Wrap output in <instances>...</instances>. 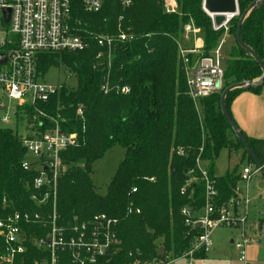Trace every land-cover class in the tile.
<instances>
[{"label":"trees","instance_id":"obj_1","mask_svg":"<svg viewBox=\"0 0 264 264\" xmlns=\"http://www.w3.org/2000/svg\"><path fill=\"white\" fill-rule=\"evenodd\" d=\"M175 1L178 11L172 13L163 10L162 0H133L126 10L109 0L99 12L81 11L78 17L87 30L115 33L117 18L122 14L124 28L134 35L130 42L116 47L109 66L105 54L96 58L101 48L94 41L82 51L42 53L38 59L41 74H46L50 67L62 65L77 80L71 89L61 85L51 98L50 108L44 107L52 114L58 112L64 116L66 123L62 128L76 132L79 142L60 152L67 169L57 181L56 210L61 224L87 221L98 213L117 218L119 250L104 264H133L137 260L158 259L166 253L180 257L188 249L196 228L184 225L179 210L191 200L180 195L176 187L184 173L194 166L202 136V158L208 160L210 170L214 169V159L221 148L236 152L241 149L242 159L253 162L234 134L228 136L227 130L232 131L219 106L225 87L256 79L261 74L258 64L235 41L238 16L229 19L226 26L236 46L225 61L221 89L200 99L198 111L187 94L184 73L178 63V38L185 24L198 28L203 41L198 57H202L209 55L225 29L212 28L210 17L202 10V0ZM252 1L237 0L239 13ZM263 23L264 3L252 10L241 24L242 40L260 58ZM107 75L108 90L104 92L103 78ZM261 85L249 89L258 91ZM122 86L129 90L122 93L116 89ZM243 89L235 88L227 93L228 112L230 99ZM77 105L81 106L82 118L75 115ZM240 131L264 164V138L250 137ZM113 145L123 150L122 159L106 191L98 194L90 172L93 164ZM177 146L187 150L184 156L174 152ZM24 156L19 136L11 129L0 128V218L16 210H39L28 198L34 174L21 168ZM236 168L217 180L220 201L232 195ZM145 177H152L153 181ZM131 187H136V191L129 194ZM202 192V185L197 184L194 197L198 204ZM4 197L8 205L3 204ZM129 200L140 209L138 214L126 215ZM25 230L28 235L43 236L47 227L41 222H29ZM156 239L161 242L156 244ZM160 246L164 250L161 255L158 254ZM205 254L197 251L193 258ZM45 259L49 260L48 253L32 246L22 256L23 264H36ZM55 264L75 263L68 252H59Z\"/></svg>","mask_w":264,"mask_h":264},{"label":"built area","instance_id":"obj_2","mask_svg":"<svg viewBox=\"0 0 264 264\" xmlns=\"http://www.w3.org/2000/svg\"><path fill=\"white\" fill-rule=\"evenodd\" d=\"M108 1L0 0V128L11 129L19 136L25 149L20 166L34 174L28 187V198L39 207L35 212L16 210L0 218V264H23L22 256L27 252L28 246L48 253L49 260H43L46 264H55L59 252H68L75 264H104L119 249L115 217L98 213L83 222L61 224L58 221L57 181L67 169L60 152L78 145V134L62 128L66 118L60 113L52 114L44 109L50 108L51 98L57 94L60 86L46 83L43 80L45 74H41L38 68L40 54L82 51L90 41L101 48L96 58L105 54L109 66L116 47L134 38L122 24L123 15L120 14L117 18L115 33L87 30L78 17L81 11L99 12ZM114 1L122 10L133 3V0ZM165 11H174L173 0L165 2ZM235 15H229V19ZM225 24L221 26L224 29ZM212 28L217 30L220 27ZM183 29L197 31L189 23ZM218 47L211 54L199 57L194 63H191L190 54L195 49L180 45L177 47L187 94L196 110L200 99L217 92L222 86L223 67ZM107 77L108 75L103 78L104 92L108 90ZM116 89L122 93L129 90L127 86ZM75 115L83 117L80 105H77ZM19 125L22 126L24 135L18 134ZM203 151L204 136L196 148L194 166L184 173V178L176 187L180 195L191 200V203L183 205L179 210L183 223L189 229L196 228L188 249L180 257L193 258L197 251L208 252L212 230L218 226H228L238 231L236 239H231V244L238 251V261L246 264L245 249L250 241L244 230L248 183L257 174L263 177L262 172L254 162L246 161L234 172L236 182L232 195L226 201H220L217 180L232 169L224 173L210 170L208 160L202 158ZM174 152L184 156L187 150L177 146ZM144 179L153 181L152 177ZM197 184H201L203 189L200 204L194 197ZM135 191L136 187H131L129 194ZM2 202L8 205L5 197ZM125 212L126 215L138 214L140 209L129 200ZM29 222L46 225L45 235H28L25 225ZM176 258L179 257L166 253L161 258L137 260L133 264H171Z\"/></svg>","mask_w":264,"mask_h":264},{"label":"rangeland","instance_id":"obj_3","mask_svg":"<svg viewBox=\"0 0 264 264\" xmlns=\"http://www.w3.org/2000/svg\"><path fill=\"white\" fill-rule=\"evenodd\" d=\"M169 0H162L163 10L165 11V2L168 3ZM174 2V11H178L177 2ZM166 12V11H165ZM172 13V12H169ZM235 15L234 17H237ZM228 22V21H227ZM226 22L225 26L228 25ZM186 25V24H185ZM191 27L193 25L190 23ZM195 28V27H193ZM224 29V27H221ZM196 32L194 31H184L181 32L180 38H178V45L181 47H187L186 45H191L196 37L201 38V34L199 33V29L196 28ZM224 32V30H223ZM226 32V29H225ZM230 36H233L231 32H229ZM229 41L230 38L226 36V34L221 33L218 37L216 46L211 50L214 51L218 46V55L221 60V64L224 72L225 61L229 57L230 49H229ZM177 45V47H178ZM235 42L231 51L235 50ZM211 52L209 54H211ZM178 59V58H177ZM178 63L180 61L178 59ZM43 80L46 83L55 85V86H63L68 89L74 88L76 86L77 80L66 67L53 66L48 69L46 74L43 77ZM225 82V81H224ZM223 83V82H222ZM221 89V88H220ZM219 89V90H220ZM218 90V91H219ZM217 91V92H218ZM200 111V108H198ZM12 120L13 117L11 116ZM18 134L24 135L22 126L18 127ZM228 136H233L232 132L227 130ZM242 150L238 149L237 152L228 148H221L214 159V163H216L219 167H223L224 165H228V167L237 166L240 168L242 164L246 161L242 159ZM123 150L118 145H113L109 150H107L103 157L97 160L90 172L91 182L94 186V190L98 194H103L106 191V187L115 172V169L122 159ZM261 175L257 174L254 176L250 182L248 183V200L246 204V224H245V235L250 239L245 249V262L246 264H264V188H259L257 186V181L260 179ZM244 214V211L241 212V215ZM238 235V231L236 228L228 227V226H218L215 227L211 232V246L210 250L206 252L204 257H195V258H184L179 257L176 258L171 264H185L190 262L191 264H241L238 261V251L235 250L232 244L229 242L230 239H236ZM160 239H156L155 243H160ZM119 250V249H118ZM118 250L114 255L117 254ZM40 264H46V262L42 261Z\"/></svg>","mask_w":264,"mask_h":264},{"label":"water","instance_id":"obj_4","mask_svg":"<svg viewBox=\"0 0 264 264\" xmlns=\"http://www.w3.org/2000/svg\"><path fill=\"white\" fill-rule=\"evenodd\" d=\"M263 3L264 0H253L241 13H239L238 10L237 0H202L201 6H202V10L210 17L212 27L214 28L221 27L223 24H225L229 20V15L238 14V20L235 31V41L238 47L244 52L248 53L261 69V74L256 79L235 82L225 87L220 94L219 106L222 116L228 123L230 130L234 134L235 138L243 146L247 154L251 157L254 164L260 168L264 178V164L259 160V158L256 156L254 151L250 148L247 140L245 139L244 135L239 130V128L236 126L235 122L233 121L229 112L227 111L225 105V97L229 91L235 88L249 89L255 86H259L264 80L263 61L247 44L244 43L241 37V24L243 20L252 10L256 9L258 6L262 5ZM257 186L259 188H264V179L260 180ZM163 251H164L163 247L160 246L158 249V254L161 255Z\"/></svg>","mask_w":264,"mask_h":264},{"label":"crops","instance_id":"obj_5","mask_svg":"<svg viewBox=\"0 0 264 264\" xmlns=\"http://www.w3.org/2000/svg\"><path fill=\"white\" fill-rule=\"evenodd\" d=\"M224 34L230 38L229 49L231 51L235 42L234 38L227 32H224ZM262 34L263 41L261 59L264 63V23L262 27ZM202 45V39L200 37H196L191 45H186L187 47H184L195 49V51L190 54L191 63L196 62L199 58L198 56ZM229 113L239 130H242L247 136L264 138V84L261 85L258 91L243 89L235 93L229 101ZM235 167L237 166L230 168L228 165H224L223 167H219L216 163H214V169L218 173H224ZM263 179L264 178L261 176L257 181V184ZM229 242L231 243V239Z\"/></svg>","mask_w":264,"mask_h":264}]
</instances>
